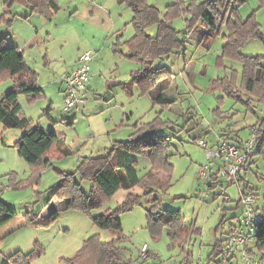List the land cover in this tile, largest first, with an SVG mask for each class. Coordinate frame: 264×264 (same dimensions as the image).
<instances>
[{
    "label": "rangeland",
    "instance_id": "1",
    "mask_svg": "<svg viewBox=\"0 0 264 264\" xmlns=\"http://www.w3.org/2000/svg\"><path fill=\"white\" fill-rule=\"evenodd\" d=\"M194 1L199 3L201 0H184L185 6ZM148 2L155 4L163 17L167 5L173 0ZM59 3L60 12L47 20L35 14L28 18L30 7L27 8L22 1H14L9 8L5 0H0V37L12 39L15 36L18 40H25L38 32L48 49V58L45 59L43 43L30 48L32 52H39L36 56H27V60L35 68L43 89L31 100L18 95L19 114L30 118L34 126L43 129L54 127L56 133L63 137L64 147L70 149L68 154L57 153L45 166L36 169L18 154L14 145L26 128H7L0 124V197L16 212L10 221L0 226V264H15L10 258L18 254L21 256L19 264H65V259L73 257L84 240L93 234H99L102 241L120 237V246L133 264H183L187 260L193 264H216L208 259L209 255L215 242L222 239L223 233L233 223L232 214L241 215L240 210L230 207L238 200L242 188L252 189L258 195V212L264 216V153L255 155L250 166L246 164L243 180L239 181V186L233 183L226 188L230 200H224L223 195H215L208 189L204 177L198 175L199 167L209 161L208 150H214L212 137L206 134L201 138L199 132L196 137L192 124L186 126V115H195L199 125H205L208 132L212 128L219 131L229 127L232 136L239 133L240 138L246 140L251 126L264 117V95L244 89L239 61L222 57V34L200 43L202 36L197 42L189 38L190 32H182L191 18L190 12L182 9L168 23L179 30L178 38L184 40V45L179 53L170 55L165 61L173 73L171 80L174 86L178 85V89H169L167 93L176 95V101L169 108L153 104L149 94L143 93L131 80V71L138 67V63L114 49L116 36L103 39L96 28V25H104L102 22L92 25L77 14L71 16L69 10L78 5L76 2L70 9L67 0H59ZM123 8L124 17L127 15L124 22H128L132 16L131 9L126 5ZM237 11L242 18L253 14L264 34V0H246L238 5ZM200 24L196 23L194 27ZM122 27L121 43L134 33L130 22L124 25L122 21ZM146 32L154 35L156 25L147 27ZM121 47L125 49L124 45ZM86 50L95 52L94 59L90 61L93 69H102L105 78L113 77V70H117L121 83H109L103 93V78L96 75L95 89L100 97H87L84 109L80 107L68 117L61 109L62 98L56 85L64 63L74 62ZM240 52L260 56L264 64V43L259 39L245 42ZM224 80L231 84L229 90L234 92L227 93L219 86L218 83ZM6 87L0 84V97L8 91ZM216 112H223L222 116L226 117H219ZM157 117L173 122L174 126L170 128L163 124L168 162L172 169L169 187L157 194L156 209L181 211L177 236L172 237L168 227H163L156 236L150 233L146 213L151 206L145 197H141L140 203L131 210L121 214V231L101 229L92 222L93 215L116 208L128 194H143L141 185L119 188L109 197L98 193L96 196L101 198L102 207L90 213L76 207H63L66 198L60 195L62 188L59 185L69 172L72 173L67 177L79 183L83 194L94 193L93 182L82 179L76 171L80 160L105 153L115 141L127 139L135 130V124L151 122ZM132 157L138 174L143 178L151 168L147 154H133ZM54 209L58 215L50 221L49 213ZM26 211L37 215L39 222L28 223ZM222 217L223 227L220 224ZM144 245L146 248L142 250ZM259 260L264 264V259ZM233 264L243 263L235 259Z\"/></svg>",
    "mask_w": 264,
    "mask_h": 264
},
{
    "label": "trees",
    "instance_id": "2",
    "mask_svg": "<svg viewBox=\"0 0 264 264\" xmlns=\"http://www.w3.org/2000/svg\"><path fill=\"white\" fill-rule=\"evenodd\" d=\"M14 1L16 0H5V4L10 8ZM19 1L30 7L31 12L45 17H50L58 10L55 0ZM117 1L131 9L132 17L129 22L134 33L122 43L119 42L121 34H117V40L113 47L127 58L138 63V67L131 71V80L143 93L149 94L153 104L169 108L176 101L175 97L165 92L172 81L171 78H173V73L165 61L170 55L179 53L184 45V40L178 38L179 30L171 27L168 23L182 9L191 14V18L187 20L182 32L187 34L193 30L196 23H201L205 31L200 43L222 34L224 39L221 50L222 57L239 61L244 89L250 93L264 95L262 57L248 56L240 52V48L250 39H259L264 43V34L253 14L242 18L237 11L238 5L246 0H201L199 3L196 1L189 3L188 7L185 6L184 0H173L172 4L167 5L163 17L160 16L159 9L149 3L148 0ZM151 25H156L154 35L146 32V28ZM223 29L226 30V33H223ZM121 45H124V51L120 50ZM5 78H11L13 83L11 88L0 97V124L7 128L21 130L26 128L14 142L18 154L28 164L36 166V169L45 166L57 153L68 154L70 149L64 147L63 137L57 134L54 129L34 126L30 118L19 114V94L31 100L42 92L37 83V74L25 63L22 51L17 46L8 43L4 37H0V80ZM218 84L227 93L234 92L232 89L229 90L231 84L229 85L227 80L220 81ZM232 95L238 97L235 93ZM216 113L219 117H226L222 116L223 112ZM194 116L186 115L188 118L186 126H189L190 123L195 128L200 126ZM163 124L170 128L174 126L173 122L163 121L159 117L151 122L135 124V130L127 139L115 141L103 154L85 156L80 160L76 171L82 179L93 182L92 191L94 193L83 194L79 183L71 177H67L72 173L69 172L65 178H62L63 183L59 185L62 188L60 195L66 198L63 207H76L85 213H90L102 207L101 198L96 196L98 193L109 197L119 188L130 189L136 185H141L144 188L143 194H128L126 199L116 208L105 209L93 215L92 222L101 229L121 231V214L131 210L140 203L141 197H145L151 206L146 213L150 233L156 236L163 227H168L172 232V237L177 236L176 232L180 229L178 224L181 211L178 209H156L157 194L169 187L172 169L168 162V143L163 135ZM255 126L257 127L255 148L248 156L246 163L248 166L253 162L252 158L255 155L264 153V117L251 127ZM236 136H230V132H228L223 139L240 147L244 140L241 141ZM196 137L194 136V138ZM141 153H146L151 163V168L143 178L138 174L136 161L132 157L133 154ZM246 164L239 172V181L243 180L242 173L246 172ZM222 182L223 179L214 173L207 180L208 189L218 195V189ZM244 186L248 187L247 184ZM241 191L255 193L252 189L247 188H242ZM229 200L230 198L227 201ZM233 205L230 209L240 210L241 213L239 197ZM255 210L257 219L254 241L247 246V251L258 259H264V216L259 215L258 206ZM225 214L226 212L223 216ZM15 215L16 212L0 197V226L10 221ZM57 215V211L52 210L49 213L50 221L55 219ZM25 217L28 223L36 224L39 222L36 218L37 215L31 211H26ZM239 217V215L232 214L230 218L233 223L223 233L222 239L215 242L209 260H214L216 264H233L235 259L238 261V256L226 255L223 252V243L229 229L235 230ZM223 222L224 217L220 223L222 227ZM120 242V237L102 241L99 239V234L90 235L84 240L82 247L73 257L65 259V264H133L125 256L124 248L120 246ZM18 255L10 258V261L19 264L21 256L18 257ZM219 257L220 259H218ZM183 264H193V262L187 260Z\"/></svg>",
    "mask_w": 264,
    "mask_h": 264
},
{
    "label": "built area",
    "instance_id": "3",
    "mask_svg": "<svg viewBox=\"0 0 264 264\" xmlns=\"http://www.w3.org/2000/svg\"><path fill=\"white\" fill-rule=\"evenodd\" d=\"M94 57L92 50H86L78 56L77 66L74 70L59 76V82L63 89L62 110L70 112L81 105L87 99V85L90 78V61ZM257 127H251L249 137L243 141L241 146L231 144L224 139H219L214 150H208L209 161L201 165L198 175L204 177L206 183L210 175L217 173L223 182L218 189V194L223 195L224 200H228L226 188L237 183L239 186V172L248 161L249 154L255 148ZM202 141V140H201ZM204 146L207 144L202 142ZM208 186V184H207ZM258 195L239 191V201L241 204V215L236 223L235 230L226 233L223 252L226 255H236L244 264H261L260 260L247 251V246L254 241V231L256 224V206ZM146 246L142 247L144 250Z\"/></svg>",
    "mask_w": 264,
    "mask_h": 264
},
{
    "label": "crops",
    "instance_id": "4",
    "mask_svg": "<svg viewBox=\"0 0 264 264\" xmlns=\"http://www.w3.org/2000/svg\"><path fill=\"white\" fill-rule=\"evenodd\" d=\"M55 2L58 5V10L56 12H54L50 17L43 16L45 19L50 20L52 17H54L56 14H58V12H60V10H59L60 9L59 0H55ZM75 2L78 5L75 6L73 9H70L72 6H74ZM124 5H123V3H120L117 0H67V7H68V9H70L69 11H71V13H70L71 16L74 15V14H77L78 17L81 18L84 22H87V23H90V24L92 23V25L93 24H99L101 22H102V24H104V25H101V24L100 25H96V28H97L98 33H99V36L101 38H103V39H108L109 37H112V36L115 37L117 34L118 35L121 34L120 30L123 28L122 27V21H123L124 25L129 23V20H128V22L127 21L124 22V18L127 19V15L126 14H125L126 17H124V13H125L124 12L125 10L123 8ZM152 5L156 6L155 4H152ZM26 13H27V11H26ZM33 14L40 15V14H37L35 12H31L30 11V14L28 15L29 16L28 18H30ZM40 16H42V15H40ZM120 20H121V22H120ZM44 25H46V24H44ZM200 25H198V26L196 25L193 28V30L190 32V36H189V38L191 37L194 41H197V42L200 39V37L203 35V32L205 31L204 27H202V25L201 26ZM37 33L38 32H36V34L33 33V35L30 36L29 38L26 37L25 40H23V38L18 40V38H16L15 36L14 37L12 36V39L8 38V37L7 38L4 37L5 40L8 43L17 46L22 51L25 63L34 72H36V70H35L34 67L30 66V63L27 60V56H34V55L36 56L39 52H37V53L36 52H32L30 50V48L33 45H35V44L43 43V46L45 44V41H42L41 36L39 34L37 35ZM223 33H225L224 29H223ZM45 48H46V51L44 53V55H45L44 58L46 59V58H48V49H47V47H45ZM120 50L124 51L125 49L123 50L122 47H121ZM94 57H95V52H94ZM94 57L92 58V60L94 59ZM124 57H126V56H124ZM77 61H78V58L76 57L74 62L64 63V68L61 71V75L62 74H66V73L74 70L76 68V66H77ZM47 64H48V60L45 61V65H47ZM116 72H118V71L117 70H113V72H112L113 77L110 75L109 77L105 78L104 77V71H102V69H97L96 67H95V69H93L91 67V65H90V79H89V82H88V85H87V97H90L91 95H92L93 98L100 97V95L97 94L99 91L97 89H95L96 86H95L94 78L96 77V75L99 76V78H103V81H102L103 85L101 87L103 93H105L107 91L106 86L109 83L120 84L121 82H119L120 79L116 75ZM174 79H175V77H174ZM12 83H13V81H12L11 78H5L3 80H0V84L1 85L5 84L7 86L6 88H8V89H6V90H9L11 88ZM37 83H38V85H39V87L41 89V92H42L43 85L40 83L39 78H37ZM56 87H57L58 92L61 94V98H63V89H62V85L60 84L59 80H58V83H57ZM173 88L175 90L178 89V85L174 86V83L171 81L169 87L167 88V90L165 92L167 93V91L169 89L172 90ZM2 92H5V91H2ZM167 94H169V95H171V96L176 98V95H172L171 93H167ZM106 101H108V100H106ZM85 103L83 105H81L80 107H83V109H84ZM80 107H78V108H80ZM78 108H76V109H74V110H72L70 112H65L66 113L65 116L70 117L71 115H73V113L76 112V110H78ZM61 109H62V107H61ZM73 111H75V112H73ZM122 114H125V117L127 119L129 118L126 115V113L122 112ZM124 122H126V121H124ZM191 128L195 132V136H197V132H199L200 133L199 137L204 136L206 134H208L209 137H212L211 142H212L213 146H215L216 142L220 138L223 139L225 137V135L228 134V132H230V130H231V128H229V127L226 130L224 129V130H219V131L218 130H214L212 128L211 132L210 131L208 132V129L206 128L205 125H203V126L201 125L198 128H195L193 124H192ZM52 129H54V127ZM54 131L57 132L56 130H54ZM202 133H204V134H202ZM57 134H59V133H57ZM230 136H232V135L230 134ZM236 137H238V139L243 141V139L240 138L239 133L237 134Z\"/></svg>",
    "mask_w": 264,
    "mask_h": 264
}]
</instances>
